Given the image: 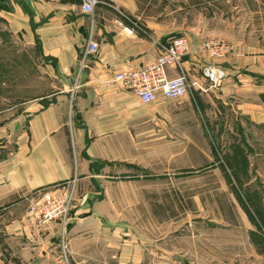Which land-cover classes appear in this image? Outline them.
I'll list each match as a JSON object with an SVG mask.
<instances>
[{"label":"crops","instance_id":"crops-1","mask_svg":"<svg viewBox=\"0 0 264 264\" xmlns=\"http://www.w3.org/2000/svg\"><path fill=\"white\" fill-rule=\"evenodd\" d=\"M175 3L179 5L180 0H98L88 15L77 0H0V19L34 48L56 85L49 93L30 99L23 110L28 123L24 131L18 126L16 149L0 158V264H63L59 248L62 222L37 225L26 218L34 191L72 180L106 187L117 178L118 161L131 160L125 153L121 158V152L133 146L136 134H150L154 129L181 132L180 125L138 124L146 117L142 102L113 79L121 69L153 60L157 40L181 33L175 23ZM130 21L147 29L149 35L134 29ZM205 35L198 29L186 34L189 52L183 66L190 80L203 88L194 87L191 95L231 105L249 122V130L244 131L264 132V45L258 37L225 40ZM89 38L97 42L98 49L82 63ZM210 40L224 41L231 50L213 58L202 49ZM206 64L224 73L214 87L201 72ZM161 115L170 114L162 110ZM72 116L80 118L81 125L70 126L67 118ZM121 137L124 142L118 141ZM104 190L93 185L79 196L93 197ZM79 199L65 228L71 251L80 262L183 263L182 251L166 248L164 237H144L136 246L132 238L118 240L110 222L105 224L98 217L102 213L96 204L87 207ZM262 216L260 226H264ZM243 243L242 238L240 254Z\"/></svg>","mask_w":264,"mask_h":264},{"label":"rangeland","instance_id":"rangeland-1","mask_svg":"<svg viewBox=\"0 0 264 264\" xmlns=\"http://www.w3.org/2000/svg\"><path fill=\"white\" fill-rule=\"evenodd\" d=\"M175 23L186 38L198 29L206 38L258 37L264 45V0H180ZM25 44L0 19V158L16 149L18 126L24 131L28 123L23 110L30 99L56 86L39 54ZM212 99L190 93L166 103H142L146 117L138 124L180 125L181 132L136 134L133 146L121 152V158L126 154L131 160L118 161L117 178L106 187L72 180L34 193L69 190L74 196L69 218L80 197L87 207L96 204L102 213L98 217L110 222L118 240L132 238L136 246L144 237H164L166 248L182 251L185 264H264V226L256 211L264 215V132L244 131L249 122L231 105ZM162 110L170 115L164 118ZM67 122L81 125L76 116ZM93 185L105 190L79 196ZM66 233L64 228L59 238L62 263L87 264L75 257Z\"/></svg>","mask_w":264,"mask_h":264},{"label":"built area","instance_id":"built-area-1","mask_svg":"<svg viewBox=\"0 0 264 264\" xmlns=\"http://www.w3.org/2000/svg\"><path fill=\"white\" fill-rule=\"evenodd\" d=\"M83 13L92 15L98 0H77ZM132 27L144 35L147 29L136 22L130 21ZM130 30V29H129ZM158 53L155 58L140 66H129L117 71L113 79L123 88L135 94L142 103H152L159 99L177 100L188 96L194 87L203 88L191 81L183 66V58L189 52V43L184 35H170L156 41ZM98 44L89 38L83 51L82 63L89 55L94 54ZM202 49L213 58H221L230 51V46L221 40H210L203 44ZM171 72L174 75H171ZM201 72L211 87L220 83L223 71L213 65L202 66ZM42 192L32 194L27 208V216L33 222L46 223L60 220L62 230L69 221L74 196L71 191L59 187L43 188Z\"/></svg>","mask_w":264,"mask_h":264},{"label":"trees","instance_id":"trees-1","mask_svg":"<svg viewBox=\"0 0 264 264\" xmlns=\"http://www.w3.org/2000/svg\"><path fill=\"white\" fill-rule=\"evenodd\" d=\"M176 35H177V34H176ZM178 35H179V34H178ZM236 181H238V182H239V180H238V179H237ZM256 211H257V212H258V214H259V218H260V220H259V221H260V222H262V221H263V216H262V214H260L259 210H257V209H256ZM257 212H256V213H257ZM249 216H250V219H253V218H252V215H251L250 213H249ZM254 223H255V222H254ZM263 249H264V248H263Z\"/></svg>","mask_w":264,"mask_h":264}]
</instances>
